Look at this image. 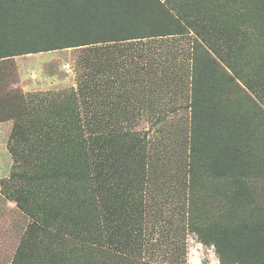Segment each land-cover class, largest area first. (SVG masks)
<instances>
[{
    "label": "rangeland",
    "instance_id": "1",
    "mask_svg": "<svg viewBox=\"0 0 264 264\" xmlns=\"http://www.w3.org/2000/svg\"><path fill=\"white\" fill-rule=\"evenodd\" d=\"M187 8L195 30L182 21L184 34L150 33L165 11ZM124 10L144 19L138 38L0 67V178L27 218L19 247L0 264H239L224 262L199 232L233 222V178L191 176L196 100L214 89L199 94L198 57H238L236 45H216L218 26L237 21L217 0H133ZM219 65L217 99L238 100L244 114L251 92L227 82L228 62ZM257 133L254 152L264 159V126ZM261 184L255 201L264 208V175Z\"/></svg>",
    "mask_w": 264,
    "mask_h": 264
},
{
    "label": "trees",
    "instance_id": "2",
    "mask_svg": "<svg viewBox=\"0 0 264 264\" xmlns=\"http://www.w3.org/2000/svg\"><path fill=\"white\" fill-rule=\"evenodd\" d=\"M217 2L228 20L237 21L234 25L228 22L218 26L217 48L232 49L229 44L236 45L235 51L240 55L232 58V52L230 56L216 54L218 60L208 54L198 57V63L206 69L198 76L199 94L214 89L210 100H196L191 176L195 179L207 173L217 179L233 178L234 198L228 216L234 220L227 227H201L199 232L205 241L216 243L224 262L264 264V208L255 201L257 188L263 182L264 159L254 152L255 142L262 138L258 127L264 126V0ZM129 3L133 4V0H0V67L21 55L138 38L144 19L137 21L136 14L124 10ZM184 14L165 11L166 23L154 25L150 33L184 34L182 21L195 30L199 22L190 9H185ZM120 16L126 19H118ZM223 60L232 70L227 82L234 85L241 81L251 92L246 96L244 114L237 109L238 100L217 99L221 88L216 75ZM227 105L233 109H227ZM3 183L4 180V195ZM15 202L23 209L21 201Z\"/></svg>",
    "mask_w": 264,
    "mask_h": 264
},
{
    "label": "crops",
    "instance_id": "3",
    "mask_svg": "<svg viewBox=\"0 0 264 264\" xmlns=\"http://www.w3.org/2000/svg\"><path fill=\"white\" fill-rule=\"evenodd\" d=\"M3 178H0V258H10L19 247L26 230L27 218L15 203L7 200L2 194Z\"/></svg>",
    "mask_w": 264,
    "mask_h": 264
}]
</instances>
